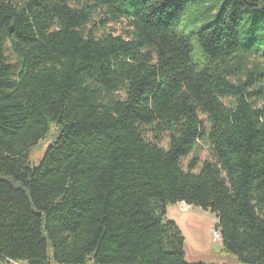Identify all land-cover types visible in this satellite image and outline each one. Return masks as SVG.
Segmentation results:
<instances>
[{
	"label": "trees",
	"instance_id": "1",
	"mask_svg": "<svg viewBox=\"0 0 264 264\" xmlns=\"http://www.w3.org/2000/svg\"><path fill=\"white\" fill-rule=\"evenodd\" d=\"M177 203L264 264V0H0V264H218Z\"/></svg>",
	"mask_w": 264,
	"mask_h": 264
},
{
	"label": "rangeland",
	"instance_id": "2",
	"mask_svg": "<svg viewBox=\"0 0 264 264\" xmlns=\"http://www.w3.org/2000/svg\"><path fill=\"white\" fill-rule=\"evenodd\" d=\"M194 12V11H193ZM187 13L181 23L194 27L193 20L195 13ZM200 25V24H199ZM110 28L120 34L121 25H111ZM192 57L198 59L202 54L197 46L196 39L193 40ZM51 139L40 142L30 153L31 163L37 161L43 155V152L49 145ZM199 161L209 158V151L206 146H201L197 151ZM192 155L183 160L185 165ZM167 218L174 221L180 228L184 238L185 259L188 262H204L218 264H237L235 257L223 254L221 238L217 241L212 240L213 229L216 227L218 220L214 213L203 210L196 206H188L184 203L169 205L167 208ZM54 264V263H50Z\"/></svg>",
	"mask_w": 264,
	"mask_h": 264
},
{
	"label": "built area",
	"instance_id": "3",
	"mask_svg": "<svg viewBox=\"0 0 264 264\" xmlns=\"http://www.w3.org/2000/svg\"><path fill=\"white\" fill-rule=\"evenodd\" d=\"M221 238V234H220V231L216 225V227L213 229V233H212V240L213 241H217ZM12 264H23V263H20V262H12Z\"/></svg>",
	"mask_w": 264,
	"mask_h": 264
}]
</instances>
